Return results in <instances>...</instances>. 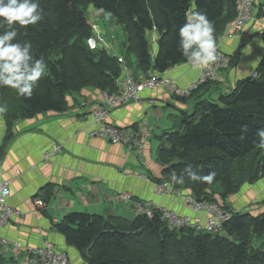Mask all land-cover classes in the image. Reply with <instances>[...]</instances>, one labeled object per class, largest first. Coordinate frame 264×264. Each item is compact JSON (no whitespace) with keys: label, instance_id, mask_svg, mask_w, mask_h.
Returning <instances> with one entry per match:
<instances>
[{"label":"trees","instance_id":"trees-1","mask_svg":"<svg viewBox=\"0 0 264 264\" xmlns=\"http://www.w3.org/2000/svg\"><path fill=\"white\" fill-rule=\"evenodd\" d=\"M38 2L43 20L26 28L14 25L18 36L13 43L31 42L34 59L43 56L47 68L30 99L0 87V105L7 107L1 116L6 122V136L0 159L15 137L17 121L67 113L71 109L70 94L87 88L103 93L117 90V81L125 76L120 56L105 48L90 49V9L104 11L121 26L127 53L122 58L131 74L140 79L151 71L164 73L189 63L180 51L179 28L193 4L214 24L215 41L236 19L240 5V0ZM258 17L264 18V0L259 4ZM7 30V26L0 27V34ZM154 30L159 36L155 54L149 38V32ZM244 42H240L238 51L245 47ZM131 55L136 57V70L131 68ZM254 73L257 77L253 74L240 79L230 91L221 93L219 103L203 99L195 104L194 114L188 117L183 112L182 128L166 132L163 140L168 146L163 143L158 151L164 171L163 178L156 182L170 179L173 172L178 177L183 175V183H176L177 187L189 189L198 201L217 202L230 212L224 234L193 227L170 228L159 210H154L151 218L138 214L134 220L72 212L54 228L69 247L79 252L83 264H264V211H235L228 203L244 185L253 186L264 179V146L257 135L259 129H264V54ZM216 83L202 85L191 97ZM188 168L197 175L214 172L215 180L208 185L190 179L185 172ZM46 189L45 201L49 203L51 185ZM3 261L0 255V264Z\"/></svg>","mask_w":264,"mask_h":264},{"label":"crops","instance_id":"crops-1","mask_svg":"<svg viewBox=\"0 0 264 264\" xmlns=\"http://www.w3.org/2000/svg\"><path fill=\"white\" fill-rule=\"evenodd\" d=\"M108 15L103 11L100 18L107 19ZM258 25L248 26L243 39H229L222 44L223 52L227 56H235L238 61L230 70L223 71L216 83L218 87L224 85L225 79L229 83V91L230 85L254 74L264 54V42L260 37L264 32V18ZM103 32L106 33L105 30ZM248 38L250 42L244 52L239 53L240 42L245 40L246 44ZM199 72L198 68L184 65L172 68L169 75L176 80L180 89H185L198 77ZM212 86L215 85L204 90L210 91ZM188 99L190 97L173 94L169 88H158L146 91L139 103L114 110L110 124L134 129L143 135L145 147L142 155L127 146L114 145L91 136L96 125L90 112L103 105V92L94 88L70 94L68 101L71 109L67 113L42 114L33 119L17 121L13 128L15 137L0 159V182L10 183L12 195L9 202L23 215L12 219L0 233L12 243H19L20 249L11 245L9 253L2 256L4 261L1 264H33L29 248L48 243L66 252L73 262L83 264L79 252L69 247L64 236L54 228L72 212L134 220L138 216L137 205L144 206L151 202L159 207L174 209L181 215L197 218L198 215L193 213L192 207L183 198H166L156 192V181L163 178L164 171L158 160V151L163 143L168 146L165 140L159 142L157 137L164 134L161 132L173 129L171 121L166 123L169 129L159 130L160 122L149 125L156 113L152 112L153 109L186 108L187 104L180 100ZM5 126L6 122L0 116V152L5 144ZM55 145L62 146L63 151L46 161L45 154ZM48 185H51L53 192L49 203L45 201ZM125 194L132 196L130 202L119 199L120 195ZM37 199H41L45 206L36 207L34 202Z\"/></svg>","mask_w":264,"mask_h":264},{"label":"built area","instance_id":"built-area-1","mask_svg":"<svg viewBox=\"0 0 264 264\" xmlns=\"http://www.w3.org/2000/svg\"><path fill=\"white\" fill-rule=\"evenodd\" d=\"M261 1L240 0L236 19L227 24L225 31L219 35L216 41L218 52L217 61L206 66H196L191 63L184 64L190 68H198L200 70L198 77L185 89H180L176 80L169 75L171 69L159 74L151 71L146 76L136 79L129 71L127 62L122 57H119V62L122 65L125 76L117 81V90L115 92L103 93V105L90 112L96 125L91 136L106 140L114 145L127 146L130 150H136L139 155H142L145 147L143 135L134 129L121 128L110 124V118L114 110L132 103H139L146 91H154L158 88H169L173 94L188 98L202 85L210 81H217L220 72L230 67V59L221 49L222 44L229 39H243V33L248 26L261 23L258 17V7ZM95 12L100 14L103 11ZM92 16L95 17L94 15ZM90 24L92 29V37L88 41L90 49L105 48L107 50H114V45L109 42L98 24L95 22H90ZM149 38L152 46H156L157 48L159 36L156 30L149 32ZM184 65L178 66L177 68ZM253 77H257V74L255 73ZM62 151V146L55 145L51 151L45 154V160L48 161L52 155L61 153ZM155 190L159 195L166 198H183L192 207L193 213L198 215V217L193 219L191 216L177 213L174 209L159 207L151 202L144 206L137 205L138 214H144L151 218L154 215V210H159L162 212V220L166 221L170 228L193 227L198 231L224 234V227L230 220L231 214L219 203L198 201L193 197L191 191L186 192L184 189L177 187L176 183L171 179H164L162 182L156 183ZM11 195L10 183L0 182V230L8 226L12 219L19 218L23 215L22 211L11 206L9 202ZM119 199L130 202L132 196L130 194L120 195ZM34 203L39 208L45 206V203L41 199L35 200ZM11 245L20 249L19 243H12L0 233L1 256L9 253ZM28 251L31 254V262L33 264H77L71 261L66 252L58 250L51 243L43 245L42 247L29 248Z\"/></svg>","mask_w":264,"mask_h":264},{"label":"clouds","instance_id":"clouds-1","mask_svg":"<svg viewBox=\"0 0 264 264\" xmlns=\"http://www.w3.org/2000/svg\"><path fill=\"white\" fill-rule=\"evenodd\" d=\"M42 20L43 9L38 0H0V27L7 26L9 29L0 34V87L11 88L25 99L32 97L33 90L45 74L47 64L43 56L34 59L31 42L13 43L18 36V29L14 25L26 28L29 25H37ZM185 21L179 28L182 55L196 66H206L217 61L214 24L207 14L197 11L193 4L185 14ZM6 112L7 107L0 105V116ZM243 131L246 132L247 128ZM257 135L261 138V146H264V129H259ZM185 172L190 179L208 185L213 183L216 176L214 172L197 175L191 168L185 169ZM170 179L175 183H183L184 177H178L173 172Z\"/></svg>","mask_w":264,"mask_h":264},{"label":"rangeland","instance_id":"rangeland-1","mask_svg":"<svg viewBox=\"0 0 264 264\" xmlns=\"http://www.w3.org/2000/svg\"><path fill=\"white\" fill-rule=\"evenodd\" d=\"M92 15H94L95 17H97L98 15L99 16L97 18H95ZM88 19H89V22H95L96 24H98V26L101 29L103 28L102 31L103 30L106 31V33H107V35L105 33L106 38L109 40V42L111 44H113L115 46L114 50H109L112 55L115 53L120 54V55H127L125 47H124V43L126 41L125 33H124V31L120 25L115 24L116 21L114 20V18H112L110 15H108L107 19L102 18V17L100 18V14L96 13L93 9H91L88 12ZM111 19H112V21H111ZM260 20H261V18H260ZM256 24L260 25V23H256ZM253 25H255V24H253ZM262 31H264V30H262ZM262 33H264V32H262ZM113 35H114V37L111 40L110 38ZM260 37L263 40V34ZM249 42H250V39L248 38L246 40L245 47L248 45L247 43H249ZM245 47H243L242 50L239 51V53L244 52L243 50L245 49ZM152 53L153 54L156 53V46H152ZM228 57H229V59L234 58L233 56L232 57L228 56ZM129 61L131 64V68L136 70L137 69V62H136L135 55L129 56ZM237 61H238V58H235L234 62H231V60H230V67L228 69L230 70L231 66L235 65ZM228 69H226V70H228ZM224 70L225 69H223L221 71V73L219 74L218 80L221 78ZM252 75H253V73H251L249 76H252ZM223 83H224V85H220L219 88L216 84H214L215 86H212L210 91L204 90L203 92H201V94H199L197 96H193V97L190 96L191 98L188 100H180V102L187 104L186 108H170V109H168V108L160 107V108H157L156 110L153 109L152 112L153 113L156 112V113H155V115L152 116V121L150 122L149 125H151V126L157 125L160 122V124L158 125V128H159V130H161V129L168 128L169 126L166 125V123H167V121H171L172 124H170V125L172 126L171 128L173 129V131L174 132L179 131L182 128V120L184 119V116L182 113L186 112L188 117H189V115L194 114L195 104L198 101L204 99V100H211L212 103H219V98H220L221 93H225V92L227 93L228 92L227 86H229V83H227V80H225V79L223 80ZM234 85L235 84L230 85V90L234 87ZM176 109H178V110H176ZM150 116L151 115H149V118H150ZM156 116H159L160 118H156ZM164 131H166V130H164ZM166 132H171V131H166ZM166 132H161V133L166 134ZM151 134H152V132H151ZM156 134H157V131H156ZM163 135L161 137H157L159 142H161V140H163ZM124 202H126V201H124ZM228 203H229V206L231 207V209L235 210V211L251 212V213H255V214H259V213L263 212L264 211V179L257 182L253 186L244 185V187H242L241 191L238 194L234 195L233 197H231L229 199ZM8 264H10V263H8Z\"/></svg>","mask_w":264,"mask_h":264},{"label":"bare ground","instance_id":"bare-ground-1","mask_svg":"<svg viewBox=\"0 0 264 264\" xmlns=\"http://www.w3.org/2000/svg\"><path fill=\"white\" fill-rule=\"evenodd\" d=\"M221 73V72H220ZM220 78V77H219ZM217 203V202H216Z\"/></svg>","mask_w":264,"mask_h":264}]
</instances>
